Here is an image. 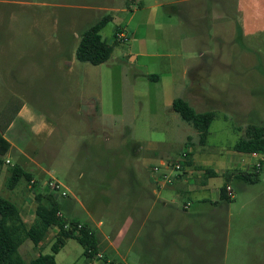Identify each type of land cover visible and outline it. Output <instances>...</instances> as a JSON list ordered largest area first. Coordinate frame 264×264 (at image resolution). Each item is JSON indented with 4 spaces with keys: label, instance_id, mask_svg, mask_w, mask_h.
<instances>
[{
    "label": "rangeland",
    "instance_id": "rangeland-1",
    "mask_svg": "<svg viewBox=\"0 0 264 264\" xmlns=\"http://www.w3.org/2000/svg\"><path fill=\"white\" fill-rule=\"evenodd\" d=\"M104 17L109 21L103 39L114 45L119 30L127 40L114 46L104 64L80 62L76 51L82 36ZM242 26L239 0H0V132L5 135L15 123V144L50 150L28 169L41 180L62 184L68 196L60 201H75V211L63 214L67 220L78 218L95 230L103 221L117 232L124 222L117 209L120 197L102 193L106 187L100 181L131 178L134 170L142 179L154 178L149 166L177 160L187 143L228 166L248 127L264 125V52L244 39ZM176 98L197 111L216 112L205 144L172 110ZM25 108L44 117L54 133L34 140L33 124L19 118ZM13 152V162L23 163ZM31 185L22 182V194L9 197L21 209L27 206L28 219L37 207ZM233 187L240 201L235 208L248 200L264 227V163L249 192ZM24 194L30 197L25 202ZM133 236L127 233L122 247L129 250V264ZM53 240L50 232L41 248L23 246L26 263L40 253L52 254ZM56 259L57 264L87 261L73 239Z\"/></svg>",
    "mask_w": 264,
    "mask_h": 264
},
{
    "label": "crops",
    "instance_id": "crops-1",
    "mask_svg": "<svg viewBox=\"0 0 264 264\" xmlns=\"http://www.w3.org/2000/svg\"><path fill=\"white\" fill-rule=\"evenodd\" d=\"M239 3L243 11L244 39L250 40L249 44L254 48H263L264 52V0H239ZM253 9L256 10L255 13H252ZM19 118L27 126L33 124L31 132L34 140H40L45 132L51 136L55 131V127L44 117H40V114L28 108L24 109ZM14 128L15 123L10 125L4 135L12 148L8 154L9 158L4 159V164H0V196L6 193L7 199L22 194L19 191L21 184L13 190L6 186L9 166L16 164L10 158V154L14 153L13 150L21 157L23 161L21 163L27 171L34 162L39 163V159H35L39 154L50 153V150H42V145L39 148L30 145L26 149L15 144L12 140ZM23 136L25 137L26 134ZM186 147L188 150L184 151L189 152L192 165L187 167L186 173L172 185L160 186L155 178L142 179L135 170L131 178L100 181V185L106 187L101 189L102 193L110 197L113 195L120 197L117 209L124 222L117 232L112 233L111 227H105L103 221L97 224L95 230L93 224L90 226L89 222H82L78 218L74 220L89 225L97 234L100 254L107 260L120 264H129V250L124 252L122 247L126 234L130 231L134 235L131 246L133 264H264V227L259 221V210L253 209L248 200L241 203L239 210L235 208L240 201H236L237 195L233 184L238 185L244 192H249V186L255 185L245 183L236 175L239 172L252 171L251 168L255 163L244 159L245 156L251 157V155L234 151L231 153L232 162L227 166L221 159L208 158L207 151L203 148L196 149L194 144L188 143ZM163 161L166 160L162 159L160 163ZM37 167L43 173H48L42 166L37 165ZM149 170L152 173V167L149 166ZM206 170L213 171L215 175L208 176ZM31 173L35 174L34 171ZM230 174L233 175L228 182ZM35 177V180H39L38 175L35 174ZM47 181L41 180L43 185ZM226 184L233 189L232 200L222 195V188ZM118 186L127 188L118 189ZM30 197L25 198L24 194L23 202ZM257 200L255 197L254 201ZM60 202L63 208L61 215L64 212L66 214L75 211L73 199L67 197ZM19 208L21 209L20 206ZM26 208L27 206H23L21 212L26 225L31 226L35 216L32 219L26 218ZM28 212V217L31 218L29 206ZM88 215L95 223L92 215L90 213ZM50 232L54 233L55 239L58 228H52ZM70 241L68 240L62 249L66 248ZM25 245H30L29 248L33 250L41 248L43 243L38 247L32 243L23 244L20 253ZM86 260V264H103L97 257Z\"/></svg>",
    "mask_w": 264,
    "mask_h": 264
},
{
    "label": "trees",
    "instance_id": "trees-1",
    "mask_svg": "<svg viewBox=\"0 0 264 264\" xmlns=\"http://www.w3.org/2000/svg\"><path fill=\"white\" fill-rule=\"evenodd\" d=\"M108 21L109 17L102 18L82 36L76 51V57L80 62L101 65L111 59L114 46L119 43L117 34L120 31H116L115 44H108L101 35ZM240 31L243 35L242 28ZM172 110L198 131L201 144L207 142L210 127L216 117L215 111L199 112L184 98L175 99ZM11 148V144L0 132V164H4V158ZM234 150L243 154L260 153L264 155V125H250L245 136L234 146ZM263 163L260 168L255 166L251 172H239L236 175L247 184H256L263 170ZM191 165L189 160L185 166L190 167ZM8 170L10 176L6 182L7 188L13 190L22 182L32 184L31 188L35 193L37 207L35 221L31 226H27L19 206L0 196V264H28L20 253L21 246L31 241L38 247L46 240L52 228H58L51 248L52 254L40 253L29 264H57L56 255L71 239L78 241L84 249V255L89 259L100 253L99 240L95 231L89 225L81 224L77 220H67L64 215H59L63 210L59 196L51 191L47 184L43 185L40 179L35 180V174L27 171L22 163H16ZM206 172L208 176L215 175L213 171L206 170ZM232 175L230 174L228 182ZM227 186L226 184L222 188V195L232 200L228 197ZM79 225L81 228H78Z\"/></svg>",
    "mask_w": 264,
    "mask_h": 264
},
{
    "label": "built area",
    "instance_id": "built-area-1",
    "mask_svg": "<svg viewBox=\"0 0 264 264\" xmlns=\"http://www.w3.org/2000/svg\"><path fill=\"white\" fill-rule=\"evenodd\" d=\"M117 38L119 41H126L127 36H125L122 32H119L117 34ZM252 157H256L257 161L255 163V166L257 168H260L262 165V162L260 160L263 159L262 154L260 153H252L250 154ZM190 160V155L188 151H184L179 155V158L175 161H163L159 165H155L152 167V173L154 175V178L160 186H169L172 185L175 181H177L183 174L186 173L187 167L185 166L186 163H188ZM9 163V161H8ZM34 183V182H32ZM48 187L56 193L59 197H66L68 193L64 190L62 184H60L58 181H49L46 183ZM227 194L230 199L234 198V192L230 185L227 186ZM61 215V214H59ZM69 227V225H67ZM78 228H81V225L78 226ZM102 260L103 264H120L119 262H113L111 260H104V256L102 254H98L95 256Z\"/></svg>",
    "mask_w": 264,
    "mask_h": 264
}]
</instances>
